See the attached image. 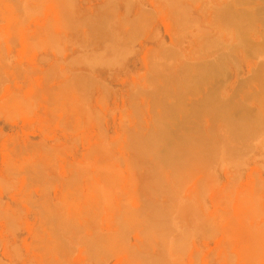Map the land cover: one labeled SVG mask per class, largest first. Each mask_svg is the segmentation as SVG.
Returning <instances> with one entry per match:
<instances>
[{
    "label": "rangeland",
    "instance_id": "374dc122",
    "mask_svg": "<svg viewBox=\"0 0 264 264\" xmlns=\"http://www.w3.org/2000/svg\"><path fill=\"white\" fill-rule=\"evenodd\" d=\"M0 264H264V0H0Z\"/></svg>",
    "mask_w": 264,
    "mask_h": 264
},
{
    "label": "bare ground",
    "instance_id": "6f19581e",
    "mask_svg": "<svg viewBox=\"0 0 264 264\" xmlns=\"http://www.w3.org/2000/svg\"><path fill=\"white\" fill-rule=\"evenodd\" d=\"M54 240V239H53ZM48 241H50L49 239H48ZM48 246V245H47ZM53 247H55V245L53 246ZM58 247H61V246H58ZM50 252V251H49Z\"/></svg>",
    "mask_w": 264,
    "mask_h": 264
}]
</instances>
